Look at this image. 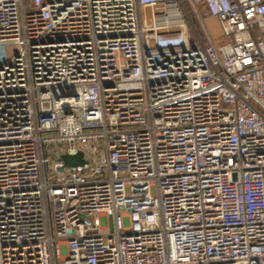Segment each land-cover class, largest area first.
<instances>
[{
  "label": "built area",
  "instance_id": "1",
  "mask_svg": "<svg viewBox=\"0 0 264 264\" xmlns=\"http://www.w3.org/2000/svg\"><path fill=\"white\" fill-rule=\"evenodd\" d=\"M0 264H264V0H0Z\"/></svg>",
  "mask_w": 264,
  "mask_h": 264
},
{
  "label": "rangeland",
  "instance_id": "2",
  "mask_svg": "<svg viewBox=\"0 0 264 264\" xmlns=\"http://www.w3.org/2000/svg\"><path fill=\"white\" fill-rule=\"evenodd\" d=\"M187 9L192 14V17L194 19V22L198 28V31L203 39L212 40L213 42H223L225 41V38L221 36L219 25L215 22H209L206 21L208 19V16L205 14H202L201 11H198L201 18L198 17L196 14L194 8L190 3H186ZM147 16L148 19L150 18V12L147 10ZM204 24L206 26V29L204 27ZM15 48H8L7 51L12 54L14 52Z\"/></svg>",
  "mask_w": 264,
  "mask_h": 264
},
{
  "label": "water",
  "instance_id": "3",
  "mask_svg": "<svg viewBox=\"0 0 264 264\" xmlns=\"http://www.w3.org/2000/svg\"><path fill=\"white\" fill-rule=\"evenodd\" d=\"M61 158L64 162V165L67 167L82 165L85 162L83 154L80 151L74 155L63 154Z\"/></svg>",
  "mask_w": 264,
  "mask_h": 264
},
{
  "label": "crops",
  "instance_id": "4",
  "mask_svg": "<svg viewBox=\"0 0 264 264\" xmlns=\"http://www.w3.org/2000/svg\"><path fill=\"white\" fill-rule=\"evenodd\" d=\"M197 9H198V11H201V13H202V9H201V7H197ZM206 21L217 23V25H219V29H220L221 36L223 37L222 27H221V24H220V22H219V20H218L217 18H215V17H211V16H208V19H207ZM204 27H205V29H206L205 24H204ZM223 38H224V37H223ZM216 43H221V42H216Z\"/></svg>",
  "mask_w": 264,
  "mask_h": 264
}]
</instances>
